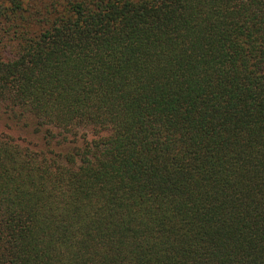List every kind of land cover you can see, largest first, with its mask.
Masks as SVG:
<instances>
[{"label": "trees", "instance_id": "1", "mask_svg": "<svg viewBox=\"0 0 264 264\" xmlns=\"http://www.w3.org/2000/svg\"><path fill=\"white\" fill-rule=\"evenodd\" d=\"M0 264H264V0H0Z\"/></svg>", "mask_w": 264, "mask_h": 264}, {"label": "rangeland", "instance_id": "2", "mask_svg": "<svg viewBox=\"0 0 264 264\" xmlns=\"http://www.w3.org/2000/svg\"><path fill=\"white\" fill-rule=\"evenodd\" d=\"M0 131H6L8 134L14 137H21L27 142L41 143V139L38 133H35L31 125L23 124L22 122H13L5 120L4 116L0 113Z\"/></svg>", "mask_w": 264, "mask_h": 264}]
</instances>
